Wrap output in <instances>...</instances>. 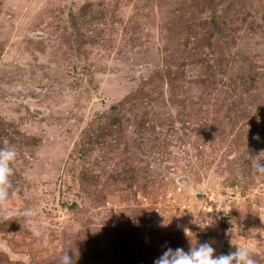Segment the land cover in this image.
<instances>
[{"label": "rangeland", "instance_id": "rangeland-1", "mask_svg": "<svg viewBox=\"0 0 264 264\" xmlns=\"http://www.w3.org/2000/svg\"><path fill=\"white\" fill-rule=\"evenodd\" d=\"M6 146L0 264H264V0H0Z\"/></svg>", "mask_w": 264, "mask_h": 264}, {"label": "clouds", "instance_id": "clouds-1", "mask_svg": "<svg viewBox=\"0 0 264 264\" xmlns=\"http://www.w3.org/2000/svg\"><path fill=\"white\" fill-rule=\"evenodd\" d=\"M16 158L17 151L15 147H0V202H6L10 195L9 178L13 173L12 164ZM262 161L264 160H258L254 164V167L260 172H264V162ZM24 215L29 217L25 220L27 230L32 233L39 243L46 246L48 241L44 226L30 219V210L26 211ZM229 243L233 250L227 254L219 255L216 254V250L211 243L207 241L198 244L191 243L187 250L182 247H176L175 249L168 247L158 258L154 259L153 264H256L251 244L232 238ZM76 255V252H73L70 257L68 250L62 251L58 258V264H76Z\"/></svg>", "mask_w": 264, "mask_h": 264}]
</instances>
